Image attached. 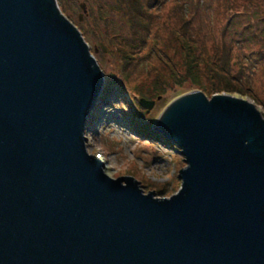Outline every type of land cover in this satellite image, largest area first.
Wrapping results in <instances>:
<instances>
[{"label":"water","instance_id":"obj_1","mask_svg":"<svg viewBox=\"0 0 264 264\" xmlns=\"http://www.w3.org/2000/svg\"><path fill=\"white\" fill-rule=\"evenodd\" d=\"M103 82L55 0H0V264H264L257 109L199 92L172 101L156 131L187 167L159 199L87 153Z\"/></svg>","mask_w":264,"mask_h":264},{"label":"rangeland","instance_id":"obj_2","mask_svg":"<svg viewBox=\"0 0 264 264\" xmlns=\"http://www.w3.org/2000/svg\"><path fill=\"white\" fill-rule=\"evenodd\" d=\"M131 1L55 0L104 78L87 120V153L111 179L131 177L144 194L169 198L187 167L156 131L172 101L191 92L226 95L264 119V0H134L135 8ZM191 39L198 66L181 50ZM143 99L155 101L148 112Z\"/></svg>","mask_w":264,"mask_h":264},{"label":"trees","instance_id":"obj_3","mask_svg":"<svg viewBox=\"0 0 264 264\" xmlns=\"http://www.w3.org/2000/svg\"><path fill=\"white\" fill-rule=\"evenodd\" d=\"M136 2H137V0H135V3H136ZM156 3H157V2H156ZM158 4H159V2L156 4V7L158 6ZM128 5H129L130 7L135 8V6H134V0H132L130 3H128ZM238 13H240V12H238ZM238 13H234L233 15H237ZM229 27H231V26L229 25ZM195 45H196V42H195L193 39H191V40H186L185 44L181 46V50L183 51V54H187L186 57L191 58V59H193V60H194V56H193V55H190V54H197V53H195V52L198 51V50L196 49ZM224 50H225V52H228V50L226 51V48H225ZM195 60H196V61H195ZM195 60H194V63H195L196 66H198V63H199V61L201 62V60H200L199 58H197V57H196ZM197 60H198V61H197ZM143 100H144V99H143ZM157 100H160V97H159ZM141 101H142V100H139V104H140L141 107H143L142 104H141ZM144 101H147V100H144ZM100 102H101V98H100L99 101L96 103V105H98ZM149 102H151V101H149ZM152 102L155 103V101H152ZM96 105H95V107H96ZM95 107H94V108H95ZM143 108H144V107H143ZM144 109L148 112V110H147L146 108H144ZM93 110H94V109H93ZM93 110H92V111H93ZM168 143H170V142H168ZM170 144H171V143H170Z\"/></svg>","mask_w":264,"mask_h":264}]
</instances>
